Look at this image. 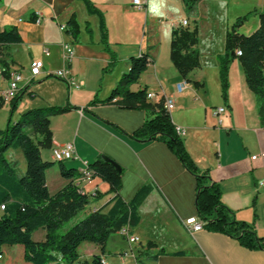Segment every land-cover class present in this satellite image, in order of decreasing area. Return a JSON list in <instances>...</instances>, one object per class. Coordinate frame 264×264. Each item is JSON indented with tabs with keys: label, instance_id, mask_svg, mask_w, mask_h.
Returning a JSON list of instances; mask_svg holds the SVG:
<instances>
[{
	"label": "crops",
	"instance_id": "crops-1",
	"mask_svg": "<svg viewBox=\"0 0 264 264\" xmlns=\"http://www.w3.org/2000/svg\"><path fill=\"white\" fill-rule=\"evenodd\" d=\"M90 1L103 13L108 46L117 58L110 71L104 72L112 57L101 39L99 15L90 13L84 0H0V31L15 26L21 36L19 43L4 49L9 69L18 70L24 76L22 85L28 89L15 112L21 114L31 108L67 102L76 107L50 117L52 147L45 149L48 155H42L44 160L54 162L52 149L56 143L73 142L78 159L65 161V166L79 172L84 162L90 164L103 156L112 159L122 168L120 195L125 201L131 200L143 184L155 185L139 209L141 221L135 228L142 223L141 211L146 207L152 223L151 238L145 244L142 240L130 244L125 238L126 247L118 249H110L108 241L106 263L109 264L107 256L115 254L121 264H138L141 250L154 254L161 250L164 253L150 260L153 264H264V248H247L237 239L206 227L188 230L185 221L198 217L197 179L165 142L142 141L133 136L146 119L144 109L116 104L89 106L96 96L103 100L110 95L122 74L129 70V57L147 53L151 61L131 88H147L148 93H153L147 99L153 105L164 106L166 98H174L170 115L175 126L185 129L181 137L186 151L196 166L202 171L208 170L212 180L219 184L223 203L234 212L236 219L253 225L258 236L264 237V188L258 185L264 179V158H252L264 152V127L241 62L234 59L229 65L227 99L223 97L220 75V56L225 53L231 25L243 12L256 10V4L262 6L264 1L200 0L196 17L186 13L182 0H144L142 7L134 6L132 0ZM72 16L80 28L77 40L68 31L59 29L62 23L68 26ZM251 16L254 20L250 26L255 27L249 29L247 24L241 30L243 34H250L260 26L255 13ZM183 20L188 21L187 25H182ZM195 27L198 28L200 65L184 76L171 60L172 30ZM63 42L71 43L74 48L70 62L64 59ZM45 48L49 55L45 54ZM34 60L44 62V73L27 85L26 78ZM62 68L70 70L80 87H70L66 80L49 75ZM183 80L188 86L177 94L176 84ZM5 86L6 82H0V87ZM5 106L11 107V102H5ZM220 107L225 108L222 113L217 112ZM21 157L15 161L23 172L26 162L22 153ZM46 180L51 193L68 182L62 177L58 163L47 169ZM95 185V202L86 207L85 213L107 203L113 196L106 182L97 178L87 187ZM164 212L169 228L163 221ZM37 231H41L39 239H43L45 230ZM116 234L123 237L120 232ZM84 247L80 259L90 264L87 261L93 255L94 246ZM126 251L129 255L122 257ZM178 251L183 253L174 254ZM6 256L5 248L3 259ZM4 264L13 262L7 258Z\"/></svg>",
	"mask_w": 264,
	"mask_h": 264
},
{
	"label": "trees",
	"instance_id": "trees-1",
	"mask_svg": "<svg viewBox=\"0 0 264 264\" xmlns=\"http://www.w3.org/2000/svg\"><path fill=\"white\" fill-rule=\"evenodd\" d=\"M88 11L100 18L101 39L105 49L111 54V61L104 72L113 69L117 62L114 52L108 46V33L103 13L90 0H84ZM188 15L197 16L200 0H182ZM253 12L237 18L226 35V50L220 56V75L224 99L228 98L229 65L239 58L247 85L254 93L261 125L264 127V13L260 26L250 34L238 31V26L247 20ZM68 33L77 40L80 34L79 25L74 16L68 21ZM21 36L15 26H7L0 31V67L8 75L9 65L4 49L7 45L19 43ZM198 28H176L172 30L171 60L179 72L186 76L200 65ZM237 50L242 55H237ZM151 59L145 52L128 59L129 70L120 77L110 95L103 100L97 96L89 106L97 104H116L123 108H140L146 111L143 125L133 136L142 141L160 140L179 157L184 166L197 179L196 209L198 218L204 221L209 230L223 232L237 239L250 249L264 248V237L258 236L253 225L237 220L235 214L222 200V193L217 182L212 180L209 171L200 170L186 151L182 135L176 131L170 112L159 103L148 102L147 88L133 90L131 86L138 82L141 74L147 69ZM22 90L11 100V115L21 97L28 92ZM29 95H33L31 92ZM5 104L0 100V108ZM76 108L69 102L65 105H47L35 107L21 113L16 120L9 119L5 129H0V256H4L5 245H22L23 258L32 264H85L81 260L84 246H94L90 264H107L104 255L106 244L112 233L120 232L129 226L133 232L140 221L139 209L148 196L154 191L151 182L143 184L131 200L125 201L120 195L122 186V168L118 171L110 158L103 156L89 164L93 173L83 176L75 168H67L64 162L46 161L41 151L52 147L50 117L63 114ZM87 108H84V110ZM19 151L25 159L26 169L21 171L18 162L9 157V151ZM108 159V160H107ZM113 161V160H112ZM58 163L60 173L68 182L57 192L49 191L46 171ZM101 179L109 185L113 196L100 207L85 213L76 223L64 229L81 210L91 203L92 191L87 184ZM45 230L43 239H34L35 231ZM88 243V244H84ZM84 247V248H82ZM164 253L144 252L143 259L153 260ZM183 251L174 252L180 254ZM1 264V263H0Z\"/></svg>",
	"mask_w": 264,
	"mask_h": 264
},
{
	"label": "built area",
	"instance_id": "built-area-1",
	"mask_svg": "<svg viewBox=\"0 0 264 264\" xmlns=\"http://www.w3.org/2000/svg\"><path fill=\"white\" fill-rule=\"evenodd\" d=\"M133 5L136 7H142L145 3L144 0H132ZM188 21L183 20L182 25H187ZM59 29L61 32H66L68 29L67 24L62 23L59 25ZM63 49H64V59L67 62H70L74 56V48L71 43L63 42ZM46 55H49V50L47 48L44 49ZM237 55H242L241 50H237ZM1 57V51H0ZM45 65L42 60H34L32 61L29 69V77L26 78V84L29 85L31 82L42 73H44ZM49 75L55 76L57 78L66 80L70 87H80V84L77 80L72 76L70 70L68 68H62L59 70H55L54 72L49 73ZM25 80L24 76L18 70L9 69L8 75L4 73V69L0 67V82H6L5 87H0V100L3 99L5 102H11V100L16 97L22 90H24V86L22 82ZM25 84V86H26ZM188 86V82L183 80L176 84V92L177 94L182 93ZM148 97H152L153 93H148ZM174 98L168 97L165 100L164 107L167 111L174 107ZM225 110L224 107H220L217 109L218 113H222ZM176 131L178 134L183 135L185 133V129L179 126H176ZM52 156L54 161L57 162H65L68 160L78 159L76 154L75 145L73 142H67L63 144L56 143L52 149ZM262 157L264 158V152L258 155H254L252 158L256 160L257 158ZM82 173L83 176L89 177L93 171L90 169L88 162H84V167L79 171ZM259 187L264 188V179L260 180L258 183ZM97 195V188L92 191L91 198ZM95 210V208H94ZM185 226L190 231H199L202 230L204 226V222H202L198 217H191L185 221ZM120 234L128 240L130 244L138 242L140 239L138 236L133 234L131 228L129 226L124 227L120 230ZM129 255V252L126 251L122 253V257ZM3 256H0V262Z\"/></svg>",
	"mask_w": 264,
	"mask_h": 264
},
{
	"label": "rangeland",
	"instance_id": "rangeland-1",
	"mask_svg": "<svg viewBox=\"0 0 264 264\" xmlns=\"http://www.w3.org/2000/svg\"><path fill=\"white\" fill-rule=\"evenodd\" d=\"M264 1V0H263ZM260 3V2H258ZM263 4H261L262 6H260L259 4H256V10H252L251 12L255 13V16L256 18H258V20L261 19V15L262 13H264V2H262ZM232 5V4H231ZM242 5V4H241ZM240 5V6H241ZM249 6H251V4H249ZM233 8H235V5L233 6ZM253 8V6H251V9ZM245 14L243 15H246L247 12H243ZM241 15V16H243ZM252 16H250L247 20L243 21L239 26H238V31L240 33H242L241 30H244V27L249 24H251V22L254 20L250 19ZM254 18V17H253ZM237 21V18L235 19V21L233 22V24L231 25L230 29L232 28V26L234 25V23ZM261 22V21H260ZM255 27V26H254ZM253 27V28H254ZM252 26H250L249 29H253ZM236 62H240L239 58H235ZM16 110H14L15 112ZM14 112H13V115H11V107H8V106H5L3 108H0V129H5L8 125V122H9V119L12 118L13 121L16 120L20 114H18L17 112H15V115H14ZM21 150L19 151H14V150H10L9 151V157L11 159H14V160H21L22 157H21ZM42 155L44 157H46L48 154H47V150L43 149L42 151ZM23 156V155H22ZM24 158V157H23ZM24 162H25V159H24ZM104 182V181H103ZM97 185L93 186L92 188H89L90 190L91 189H96ZM100 190L103 191V187L102 185L100 184ZM51 189H55L54 188V185H51ZM92 191V190H91ZM95 198L92 197L91 199V203L87 206V207H90L91 205L94 204V201ZM87 209V208H86ZM86 209L84 210H81L70 222L66 223L65 226H64V229H67L68 227L72 226L74 223H76L86 212ZM148 210L147 208H143L142 211H141V214H142V223L140 224V226L138 227L137 230H135V228L133 229L135 234L139 236V239L143 241V243H147V240H148V237L151 238L152 236V223H151V219L148 217ZM164 217H165V220L164 221V224L166 225V227H170V225L167 224L168 221V218L166 216V213L164 212L163 213ZM163 218V216H162ZM41 230V229H40ZM41 231H35L34 234H33V238L36 240L39 238V235ZM156 232V231H155ZM125 238L121 237L120 235L114 233L113 235H111V237L109 238V244L108 246L110 247V249H118L120 247H126V242L124 240ZM84 244H88V243H84ZM169 247V246H168ZM3 248H6L7 250V253H8V256H6L5 259H1V264H4L6 262V259L8 258L9 260H11L13 262V264H32L31 262H28L26 261L24 258H23V253H22V250H23V246L22 245H5ZM84 248V247H82ZM145 251L144 250H141L140 251V255L138 256V258H141L143 259V253ZM118 255H115V254H111L110 256H107L109 257L108 261H109V264H121V260L118 259L117 257ZM127 258V257H126ZM129 260V259H128ZM130 264V262L128 263ZM144 264H153L152 261L150 260H145V263Z\"/></svg>",
	"mask_w": 264,
	"mask_h": 264
},
{
	"label": "water",
	"instance_id": "water-1",
	"mask_svg": "<svg viewBox=\"0 0 264 264\" xmlns=\"http://www.w3.org/2000/svg\"><path fill=\"white\" fill-rule=\"evenodd\" d=\"M107 160H108V159H107ZM111 163L114 165V167H115L118 171H121L120 166H119L116 162H114V161L111 160Z\"/></svg>",
	"mask_w": 264,
	"mask_h": 264
}]
</instances>
